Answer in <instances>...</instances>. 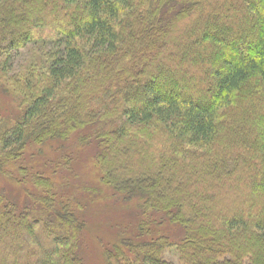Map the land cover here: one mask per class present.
Segmentation results:
<instances>
[{"label": "trees", "instance_id": "16d2710c", "mask_svg": "<svg viewBox=\"0 0 264 264\" xmlns=\"http://www.w3.org/2000/svg\"><path fill=\"white\" fill-rule=\"evenodd\" d=\"M0 87L20 109L0 117V172L81 133L139 228L183 230L125 235L106 264H172L173 247L180 264H264V0H0ZM29 174V210L0 194V264H84L86 223Z\"/></svg>", "mask_w": 264, "mask_h": 264}, {"label": "rangeland", "instance_id": "374dc122", "mask_svg": "<svg viewBox=\"0 0 264 264\" xmlns=\"http://www.w3.org/2000/svg\"><path fill=\"white\" fill-rule=\"evenodd\" d=\"M18 106L15 98L0 87V117L17 120L20 117ZM79 135L81 133L68 140L32 146L21 160L7 168L6 172H0V194L8 199L9 204L16 205L19 211L29 210L28 207L34 204L30 195H40L42 192L33 186L30 178H25L26 174H42L50 178L59 195L63 196L61 203L66 205L72 201L76 215L86 223L79 247L84 264H106L104 251L119 244L125 235H141L144 241L164 235L179 243L184 234L182 228L172 225L170 221H162L164 217L160 214L150 217L154 222L150 220L148 232L139 228L140 221L145 218L140 203L135 200L126 202L125 197L101 183V172L97 165L98 148L96 145L84 146ZM50 219L55 220L53 216ZM15 245L14 242L12 249L3 250L5 257L10 254V262L15 261L13 254L17 256L16 249L13 250ZM5 247L9 248V243ZM177 250V247L169 250L164 255L166 261L180 264Z\"/></svg>", "mask_w": 264, "mask_h": 264}]
</instances>
